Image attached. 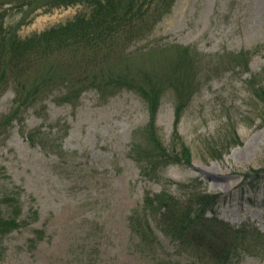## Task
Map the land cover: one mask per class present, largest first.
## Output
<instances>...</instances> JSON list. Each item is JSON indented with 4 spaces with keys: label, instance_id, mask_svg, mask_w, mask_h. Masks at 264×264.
Returning <instances> with one entry per match:
<instances>
[{
    "label": "rangeland",
    "instance_id": "rangeland-1",
    "mask_svg": "<svg viewBox=\"0 0 264 264\" xmlns=\"http://www.w3.org/2000/svg\"><path fill=\"white\" fill-rule=\"evenodd\" d=\"M21 2L5 6V25L23 39L89 12L84 3L31 11ZM180 48L199 53L187 73L197 84L179 120L176 90L161 97L154 126L171 163L149 175L137 147L149 146L151 114L135 89L110 88L104 98L89 89L73 104L56 88L25 108L16 103L19 80L7 74L0 122L17 118L0 129V199L17 200L22 225L0 241V264H264V104L251 83L264 86V0H176L131 47L129 64L166 74ZM242 52L251 54L248 67L231 62ZM111 58L107 66L121 70ZM184 145L191 164L174 163ZM194 190L216 198L208 217L258 233L220 234L216 256L166 235L144 211L146 196L167 193L181 204ZM10 205L0 204L4 214ZM137 210L154 231L145 250L131 228Z\"/></svg>",
    "mask_w": 264,
    "mask_h": 264
},
{
    "label": "trees",
    "instance_id": "trees-1",
    "mask_svg": "<svg viewBox=\"0 0 264 264\" xmlns=\"http://www.w3.org/2000/svg\"><path fill=\"white\" fill-rule=\"evenodd\" d=\"M175 1L22 0L20 7L31 11L40 7H61L78 3L89 6V12L23 39L16 29H7L5 25L8 11L5 6L13 3V0H0V85L8 82V73L18 79L16 103L25 108L37 104L43 96L45 99L56 88H65L63 100L73 104L89 89H95L101 98L108 96L110 88L135 89L147 101L151 114L147 132L149 146L145 150L137 147L144 156L139 161H148L142 171L145 170L149 175V170L154 165L169 166L171 162H168L167 150L158 138L154 126L160 99L166 91L172 88L176 90L182 101L176 109L179 120L182 108L189 102L188 98L194 95L191 91L190 94L186 93L187 88H193L197 84L187 73L188 69L195 67L199 53L189 48H180L181 53L175 51L174 60H171L166 74L137 70L129 63L137 58L131 47L148 38L158 23L170 13ZM173 48L177 49V46ZM111 57H115L123 65L121 70L107 66L106 62L112 61ZM231 57L233 64L245 67H248L251 60V54L246 52L231 54ZM251 83L255 95L264 104V86ZM15 115L14 111L1 121L0 129L13 122L17 118ZM212 156L221 158V153L214 149ZM176 161L174 163L191 164L190 149L184 145L177 152ZM255 173L262 176V170ZM194 191L190 193V200L181 204L167 193L156 197L146 196L144 211H149L156 217L166 235L179 241L189 240L208 247L216 256L220 255L217 247L220 234L240 236L258 233L256 228L249 229L245 226L241 230L234 229L216 217H208L207 211L213 210L216 198ZM15 201L14 197L0 199V204H11L12 208L9 215L0 209V241L22 225L18 220L19 204ZM141 212H135L138 215L132 217L131 228L139 236V245L145 250L147 246L154 244V231L150 224L151 218L148 215L142 217Z\"/></svg>",
    "mask_w": 264,
    "mask_h": 264
}]
</instances>
